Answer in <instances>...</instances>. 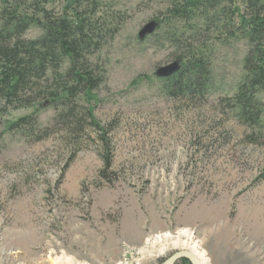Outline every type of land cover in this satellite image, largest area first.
I'll list each match as a JSON object with an SVG mask.
<instances>
[{
  "label": "rangeland",
  "instance_id": "rangeland-1",
  "mask_svg": "<svg viewBox=\"0 0 264 264\" xmlns=\"http://www.w3.org/2000/svg\"><path fill=\"white\" fill-rule=\"evenodd\" d=\"M173 1L0 0V12L34 19L25 40L44 34L41 9L91 22L80 63L98 80L62 98L73 83L61 56L34 78L29 103L0 99V264H160L182 250L141 260L137 250L181 230L208 264H264V89L254 124L234 99L250 50L246 0L185 18L168 12ZM178 57L203 61V90L178 93L175 73L155 74Z\"/></svg>",
  "mask_w": 264,
  "mask_h": 264
},
{
  "label": "trees",
  "instance_id": "trees-1",
  "mask_svg": "<svg viewBox=\"0 0 264 264\" xmlns=\"http://www.w3.org/2000/svg\"><path fill=\"white\" fill-rule=\"evenodd\" d=\"M216 3L217 0H174L168 12L173 17L185 18L195 10L205 9L204 6L207 4L212 6ZM41 12L45 20L42 22L44 34L33 40L22 38L29 22L34 21L32 17L24 21L16 15L18 13L9 12L6 7L0 12L5 18V23L0 28V99L5 104L28 102L29 99L25 98V94L32 89V86L37 85L34 78L40 79L45 76L53 63L54 66L51 69L55 71L61 56L69 57L70 67L66 76L73 83L63 89L65 93L62 98L68 99L78 89L90 90L98 83V80L93 79L91 72L80 63L82 50L91 45L93 36L91 22L88 23L78 13L69 20L66 17H50L45 9H41ZM36 21L41 22L39 19ZM241 24L247 31L250 50L244 60L246 76L239 84L234 99L237 102L240 117L254 124L260 116L256 93L264 89V0H246ZM177 59L183 62L182 69L172 76L178 93L203 90L207 74L203 61L200 58L189 59L190 61L180 57ZM193 70L197 75L183 83L187 77L184 73L191 75ZM68 112V115L71 114V111ZM27 119L28 117L22 118L20 123ZM108 166L109 160L106 159L105 167L100 172L102 178L108 177ZM179 262L189 264L185 259Z\"/></svg>",
  "mask_w": 264,
  "mask_h": 264
},
{
  "label": "bare ground",
  "instance_id": "bare-ground-1",
  "mask_svg": "<svg viewBox=\"0 0 264 264\" xmlns=\"http://www.w3.org/2000/svg\"><path fill=\"white\" fill-rule=\"evenodd\" d=\"M145 245L146 246L144 248H139L137 250V253L140 256L138 260L150 257L152 254L161 255L167 250V248L172 247L191 253L196 257L199 264H208L204 251L200 248L198 241L194 239L192 232L186 230L176 232L175 236L162 234L159 236L150 237L147 239V243ZM62 260L60 259L58 261ZM63 261L69 262L68 259Z\"/></svg>",
  "mask_w": 264,
  "mask_h": 264
},
{
  "label": "water",
  "instance_id": "water-1",
  "mask_svg": "<svg viewBox=\"0 0 264 264\" xmlns=\"http://www.w3.org/2000/svg\"><path fill=\"white\" fill-rule=\"evenodd\" d=\"M158 26V22L156 20H151L147 22L143 27L140 29L138 33V38L143 39L146 35L151 34L155 31ZM180 68V60H175L172 63L159 67L155 74L158 77H168L176 73ZM185 259L189 262V264H199L198 260L194 255L188 253L186 251H178L167 257L164 261L160 264H175V262Z\"/></svg>",
  "mask_w": 264,
  "mask_h": 264
}]
</instances>
